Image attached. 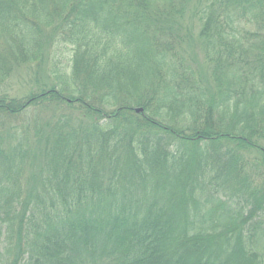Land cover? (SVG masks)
Masks as SVG:
<instances>
[{
	"label": "trees",
	"instance_id": "16d2710c",
	"mask_svg": "<svg viewBox=\"0 0 264 264\" xmlns=\"http://www.w3.org/2000/svg\"><path fill=\"white\" fill-rule=\"evenodd\" d=\"M32 66L0 264H264V0H0V84Z\"/></svg>",
	"mask_w": 264,
	"mask_h": 264
},
{
	"label": "rangeland",
	"instance_id": "374dc122",
	"mask_svg": "<svg viewBox=\"0 0 264 264\" xmlns=\"http://www.w3.org/2000/svg\"><path fill=\"white\" fill-rule=\"evenodd\" d=\"M65 54L62 58L63 62L66 61V56L69 55ZM41 75L40 69H37L34 66L22 68L17 71L10 79H8V81L0 84V91L7 92L11 95L21 94L23 93L24 89L32 86L33 82H35L37 78L39 79Z\"/></svg>",
	"mask_w": 264,
	"mask_h": 264
},
{
	"label": "water",
	"instance_id": "95a60500",
	"mask_svg": "<svg viewBox=\"0 0 264 264\" xmlns=\"http://www.w3.org/2000/svg\"><path fill=\"white\" fill-rule=\"evenodd\" d=\"M139 111H141V108H137V109H136V112H139Z\"/></svg>",
	"mask_w": 264,
	"mask_h": 264
}]
</instances>
